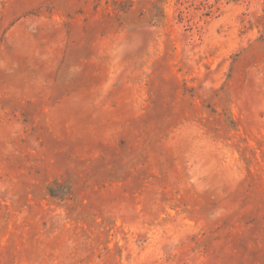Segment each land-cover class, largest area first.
Returning <instances> with one entry per match:
<instances>
[{
  "label": "rangeland",
  "instance_id": "obj_1",
  "mask_svg": "<svg viewBox=\"0 0 264 264\" xmlns=\"http://www.w3.org/2000/svg\"><path fill=\"white\" fill-rule=\"evenodd\" d=\"M0 264H264V0H0Z\"/></svg>",
  "mask_w": 264,
  "mask_h": 264
}]
</instances>
